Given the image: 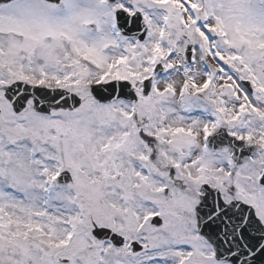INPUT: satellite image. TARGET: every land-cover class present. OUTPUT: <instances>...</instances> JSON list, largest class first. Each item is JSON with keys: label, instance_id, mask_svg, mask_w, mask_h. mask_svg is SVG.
<instances>
[{"label": "snow or ice", "instance_id": "6c2138e0", "mask_svg": "<svg viewBox=\"0 0 264 264\" xmlns=\"http://www.w3.org/2000/svg\"><path fill=\"white\" fill-rule=\"evenodd\" d=\"M0 264H264V0H0Z\"/></svg>", "mask_w": 264, "mask_h": 264}]
</instances>
